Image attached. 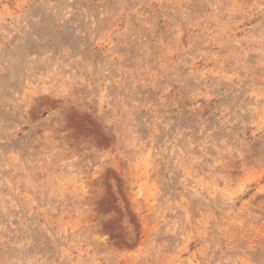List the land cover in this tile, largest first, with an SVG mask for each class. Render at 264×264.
<instances>
[{
  "label": "rangeland",
  "instance_id": "rangeland-1",
  "mask_svg": "<svg viewBox=\"0 0 264 264\" xmlns=\"http://www.w3.org/2000/svg\"><path fill=\"white\" fill-rule=\"evenodd\" d=\"M0 264H264V0H0Z\"/></svg>",
  "mask_w": 264,
  "mask_h": 264
}]
</instances>
